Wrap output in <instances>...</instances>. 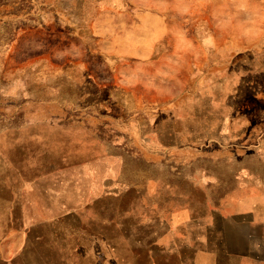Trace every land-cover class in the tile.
I'll return each instance as SVG.
<instances>
[{
    "label": "rangeland",
    "instance_id": "374dc122",
    "mask_svg": "<svg viewBox=\"0 0 264 264\" xmlns=\"http://www.w3.org/2000/svg\"><path fill=\"white\" fill-rule=\"evenodd\" d=\"M0 152V264H183L264 205V0H0Z\"/></svg>",
    "mask_w": 264,
    "mask_h": 264
},
{
    "label": "crops",
    "instance_id": "0c3cea01",
    "mask_svg": "<svg viewBox=\"0 0 264 264\" xmlns=\"http://www.w3.org/2000/svg\"><path fill=\"white\" fill-rule=\"evenodd\" d=\"M1 166L3 170L6 169V156L0 152ZM7 190L10 204V189ZM263 207L264 205L253 202L249 209L235 210L228 216L231 227L221 234L213 232L212 226L205 222H197L194 226L185 222L182 230L184 237L173 251L189 253V260H185L183 264H264ZM191 228L195 231L192 232ZM4 237L5 234L1 236ZM0 258L5 260L2 253Z\"/></svg>",
    "mask_w": 264,
    "mask_h": 264
},
{
    "label": "bare ground",
    "instance_id": "6f19581e",
    "mask_svg": "<svg viewBox=\"0 0 264 264\" xmlns=\"http://www.w3.org/2000/svg\"><path fill=\"white\" fill-rule=\"evenodd\" d=\"M139 257V256H138ZM149 262V261H148Z\"/></svg>",
    "mask_w": 264,
    "mask_h": 264
}]
</instances>
